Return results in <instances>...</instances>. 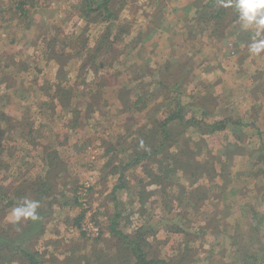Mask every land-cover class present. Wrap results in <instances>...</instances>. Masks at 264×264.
Returning a JSON list of instances; mask_svg holds the SVG:
<instances>
[{
    "label": "rangeland",
    "instance_id": "374dc122",
    "mask_svg": "<svg viewBox=\"0 0 264 264\" xmlns=\"http://www.w3.org/2000/svg\"><path fill=\"white\" fill-rule=\"evenodd\" d=\"M207 1L0 0V105L12 116L1 264H26L22 250L43 264H132L119 234L168 264H252L248 254L264 262V50L250 51L264 32L243 26L236 0H216L218 19ZM161 73L169 83L183 75L182 88L148 108L160 103L159 116L170 115L179 95L191 103L187 120L205 112L207 123L221 122L217 131L204 136L209 126L188 120L192 141L166 152L162 184L138 166L123 178L100 171L112 155L127 166L123 152L151 110L120 108L138 81ZM42 148L60 160L47 166ZM35 201L36 218L17 219Z\"/></svg>",
    "mask_w": 264,
    "mask_h": 264
},
{
    "label": "trees",
    "instance_id": "16d2710c",
    "mask_svg": "<svg viewBox=\"0 0 264 264\" xmlns=\"http://www.w3.org/2000/svg\"><path fill=\"white\" fill-rule=\"evenodd\" d=\"M87 1L88 0H85V2ZM202 8L203 10H210L212 11V13H214L211 15L210 17L211 19H218L220 16L218 17L217 9H220V8L222 9L223 6L222 5L218 6L216 0H208L206 4L202 6ZM202 19H205L204 16ZM52 39L56 40L57 38L54 37ZM51 44L55 46V44L53 43ZM59 50H63V48H60ZM60 53L66 54L64 52H60ZM58 56L59 55L55 57H58ZM6 67H7V64H3L0 69L6 68ZM166 67L167 66H165L163 70H166L167 69ZM182 67H183V63L177 66V68L179 69H181ZM170 74L167 75L166 73V76H165L164 73H161L159 78H156L155 80L138 81L137 82L138 84L135 87L136 89L134 87L131 88L130 93L132 95L123 103L120 109L122 110V112H127V113L134 112V111L142 112L146 108L150 109L151 111L146 110L147 120L145 124L141 125V128H143L144 130L142 129L138 131L140 129L139 128L137 132L135 131L133 133L134 139L130 140L128 149H125L124 151V147L121 148L122 152L124 151L123 153H126V152L128 153L127 157L129 160L126 163L127 166H124L120 169L119 164L112 163L115 157L112 155V156H109L107 158V161L103 164V166L100 167V171H104V168L109 167L108 172L115 173L118 175L117 177L123 178L124 177L123 173L125 172L127 168L131 166L133 167L138 166L141 168L142 172H144L146 177L148 175L149 177L154 178L155 182L158 181L156 182L157 185L162 184L161 179L163 178L159 174L160 172H163L169 168L168 162L169 160H171V156L167 154L166 152L180 142L188 143L192 141L191 139H188L185 137V133L183 131V128L188 126V120H190L193 123V126L197 128L201 127L202 125L203 126L208 125L209 126L207 128L208 132L202 133V135L206 133L204 136L217 131L215 129L216 127L218 129V125H220L221 122H219L218 120H214V122L207 123L204 118V115L207 114L205 112H202L199 118H197L195 115H192L187 120V117L182 115V112H188L192 108L190 106L191 103H188V105L182 104L181 99L179 98V95H177V97L175 96V102H174L175 107L170 115H167L165 117L159 116V110H160V107L162 106V104L160 103L152 104V107L148 108V104L151 102V100L157 101L158 98H163L164 96H166L164 95L166 93V90L172 91V92L174 91L175 93L180 92V89L182 88V85H183L182 80L184 79V76L182 75L177 78L176 77L177 74L173 73L172 78L174 76L176 79L171 80L169 83L167 79ZM81 94H84V92ZM124 100L125 99L123 98V101ZM11 120H12V116L8 115L5 111V108L0 105V168L6 165L5 159L2 157V155H6V153L4 152L5 147L2 144V142H4L5 139L7 138L9 139L8 132L12 129ZM171 122H178L177 124L181 123L182 124L181 131L176 132V133L173 132L171 125H170ZM29 132H31V129L29 130ZM204 136L202 138H204ZM192 144H194V142ZM112 147L113 146L109 145V148L106 149L105 154L108 155L109 150ZM179 147L182 148L181 146ZM10 148H12V145L10 146ZM129 152L131 154H129ZM42 154H43V160H44L43 163H46L47 166L48 165L52 166L53 164H56V162L60 160L59 158L60 154H58L57 151L54 149L42 148ZM261 158L263 157L261 156ZM150 163H153L156 167V169H154L153 171L149 166ZM255 164L256 162L253 163L252 167H254ZM113 171H116V172H113ZM261 173L264 176V171ZM225 179L227 180V178ZM227 182L228 181H226L225 183ZM90 184H93V182H91ZM148 184L149 182L146 185ZM89 189L90 187L87 186L86 190H89ZM77 190L78 189H75V191ZM6 191L2 183H0V199L1 200L8 201V199L10 198V197L5 198L7 196ZM196 191H198V186L197 188H195V192ZM188 193L190 192H187V194ZM35 194H37L36 191L30 193L31 197H33ZM79 195L80 193H78V195H75V197H78ZM34 203L36 204V208H37V205L41 204L42 202L35 201ZM36 208L34 210L35 217L37 216L35 215L37 214ZM119 237L123 238L125 241H128V243L130 244V248L132 245V249L134 251V252L130 251V253H132L130 256V259L132 260V264H168L165 260L155 259V258L149 257L148 255L146 256V254L142 250L141 243L139 241L137 242L136 240H130L129 237L126 235L122 236L119 234ZM229 238L231 239V236ZM250 238L252 239V237ZM2 249H5V248L0 247V264L2 263V260L3 261L5 260L4 255L1 252L3 251ZM9 254L7 253V256H9ZM20 254H21L20 261H24L26 264H43V261L39 259V254L37 252H28V251L22 250ZM247 256L248 258L252 259V264H256V262L259 260L258 257H255L252 254H248ZM259 262L260 264H264V262L261 260Z\"/></svg>",
    "mask_w": 264,
    "mask_h": 264
},
{
    "label": "clouds",
    "instance_id": "9594fccd",
    "mask_svg": "<svg viewBox=\"0 0 264 264\" xmlns=\"http://www.w3.org/2000/svg\"><path fill=\"white\" fill-rule=\"evenodd\" d=\"M223 3V0H221ZM236 7L239 12V18L243 22L244 27L255 24L257 26V36L261 35V32L264 31V0H236ZM264 50V39L255 40L250 45V51L252 54H259ZM36 204L30 203L28 210L24 213H21L19 210L14 212V215L19 219L20 215L31 216L33 219L34 210Z\"/></svg>",
    "mask_w": 264,
    "mask_h": 264
}]
</instances>
